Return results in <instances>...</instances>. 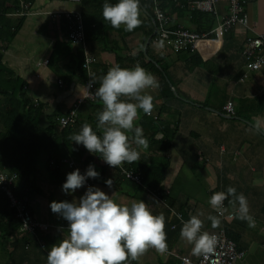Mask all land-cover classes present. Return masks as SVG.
<instances>
[{
    "label": "crops",
    "instance_id": "0c3cea01",
    "mask_svg": "<svg viewBox=\"0 0 264 264\" xmlns=\"http://www.w3.org/2000/svg\"><path fill=\"white\" fill-rule=\"evenodd\" d=\"M217 7L219 14L227 12L225 2H219ZM243 8L248 15L252 31H247L240 26L231 28L226 34L225 46L211 61V65H216L214 69L213 66L209 69L208 66L203 65L209 61L191 68L186 56L172 63H166L167 48L164 45L161 47L160 43L151 44L153 48L151 54L154 59L166 66L163 68L162 75L169 88L166 86L148 88L143 94L151 95L155 99L153 110L148 117L153 119L157 117L158 126L167 128L168 136L171 137L169 138L171 147L166 151H160L158 147L161 145L159 142L162 140V134L153 133L152 130L156 127L146 118L137 120L136 126L142 127L149 141V147L137 148L140 151L139 161L131 164L125 162L122 165L134 166L153 162L161 173L156 179L161 181L159 185L163 192L157 193L149 189L138 190L136 186L142 184H136L126 178H122L118 188H115L117 190L103 185L108 180L106 178L100 177L98 179L100 182L92 179L94 187L111 196L116 203L122 205L128 203L130 206L131 203L141 200L150 205L153 215L163 213L165 216L167 250L160 253L149 248L138 260L133 261L134 264H180L175 255H185L196 259L199 255L193 254V246L180 236L182 221L178 220L172 212L175 210L176 213H180L183 221H187L197 211H203L205 217L209 214L217 215L210 206L209 199L214 192L226 191L229 186L235 187L237 193H243L247 197L250 215L255 222L254 226L237 218L236 210L226 200L225 214H233V218L220 217L221 225L215 229L211 227V222L205 219L203 230L211 233L223 228L225 233L229 231L235 237L236 240H232L245 255L234 264H264V118L261 116L264 114V65L258 71H248L240 55L241 47L248 37L255 33H264V0H244ZM33 11L35 14L29 17L44 13L59 17V13L68 10ZM169 15L173 22L183 27L191 21L189 16L179 19L175 14ZM48 22L46 19L41 21L43 29L47 27ZM54 23L61 33L59 28L61 21L56 18ZM41 33L44 35L43 31ZM142 38L143 31L132 32L126 36L119 44L122 54L125 57L132 56L142 50ZM148 41L149 39L145 47ZM91 52L97 60L93 65L101 68L104 66L110 68L115 65L114 53L102 52L98 45L92 46ZM41 55L42 58L36 61L37 66L45 58L44 54ZM156 61L153 60V63L155 64ZM66 62V59L63 60L61 67ZM147 71L155 74L157 81L161 84V78L157 73ZM58 80L63 81L62 78ZM213 82L220 84L221 87L220 89L217 87L218 91L214 89V92H218L216 96L209 97ZM58 86L64 91L51 108L59 107L60 111L65 113L76 99L71 97L69 92L78 91L77 96H79L83 85L78 78H74ZM95 99L97 103L102 104L98 98ZM211 99L214 100L213 105L210 103ZM228 99L236 103V110L232 116L226 115L222 110ZM141 116L140 114L139 118ZM99 133L102 134L101 129ZM127 134L131 141L134 133ZM133 147L137 146L133 144ZM97 164L100 165L101 162ZM63 171L68 173L65 168ZM54 192L62 197H52ZM42 193L44 191L41 189V193L37 196H41ZM44 194L49 198L50 203L65 200L72 202L78 201L84 192L78 189L74 193L65 194L62 192V186L57 185L51 187V195ZM46 201H48L47 198L39 197V200L33 202L34 217L41 222L51 220L56 225L62 222L68 225V222L57 214L47 216ZM35 212L44 215V218L40 219ZM64 231L52 229L45 232L38 231L36 235L30 234L32 237L28 238L27 243L17 249L15 255L11 257L0 247V264H47V254L51 246L67 238L68 232ZM40 241H43L44 245Z\"/></svg>",
    "mask_w": 264,
    "mask_h": 264
},
{
    "label": "trees",
    "instance_id": "16d2710c",
    "mask_svg": "<svg viewBox=\"0 0 264 264\" xmlns=\"http://www.w3.org/2000/svg\"><path fill=\"white\" fill-rule=\"evenodd\" d=\"M37 1L0 0V172L8 171L16 174L14 194L18 198L27 197L28 204L34 195L41 193V188L36 183V174H41L45 179L59 186L66 182V175L71 172L65 167L63 162L65 159L76 161L84 171L88 165H94L95 170L100 173V177L111 179L113 181L111 188L117 190L115 188H118L119 182L122 181V178L125 179L120 170L109 165H98L97 162L100 163L103 160L101 154L89 153L83 145H77L70 140V136L78 133L84 122L91 124L93 130L102 136L97 128V123L98 112L102 110L103 105L97 103L95 98L93 100L86 99L78 110L76 122L61 128L58 118L67 112L63 113L59 107L52 109L49 102L27 97L26 79L19 75L4 59V53L12 45V41L17 38L26 18L35 14L32 6ZM193 1L195 0H140L142 23L131 32L126 31L123 25L119 29H114L110 22L104 20L102 16L104 0L69 1L76 3L77 9L61 12L58 14L59 17L45 13L34 15L43 16L42 20L49 21L48 28L43 29V23L40 22L39 28L35 30L40 33V39L47 41L44 50L47 53L44 54L45 58L42 63H38V66L43 64L55 72L58 78L63 79V81L60 80L62 83L66 80L68 83L70 80L78 78L84 86L91 77L92 92L94 93L100 86L101 77L107 73L109 67L101 68L98 65H93L91 76L89 75L88 78L86 71L82 68V63L87 56L95 58L91 54V49L92 46L98 45L102 52L114 53L115 64L130 69L139 62L141 67L152 73H157L161 78L159 87H168L162 75L164 69L151 54L153 50L151 44H153L155 32L152 12L154 8L158 7L167 14H175L179 19L189 16L191 21L184 25V28L192 30V32L201 34L212 30L215 26L214 17L192 10L189 3ZM109 2L115 4L118 0H109ZM66 13L70 14L69 17L66 16ZM71 13H77L79 17L81 15L82 19L83 40L76 43H73L70 37L71 27H76L77 24L75 15ZM56 18L61 21L59 25L61 33L55 27ZM174 25L180 24L174 22ZM42 31L46 37H43ZM140 31H143L142 50L132 56L125 57L119 44L130 33ZM148 39V44L145 47ZM143 47H145L144 50ZM175 55L186 56L191 68L204 63L198 54L181 52ZM65 59L67 62L61 67V63ZM153 60L156 61L155 64ZM141 115L138 120L146 118L156 127L152 132L162 134V140L159 142L161 145L158 149L160 151L168 150L171 147L169 143L171 137L168 136L167 128L158 126L159 119L157 117L153 119L144 113ZM151 141L154 143L152 139ZM42 157L45 160L42 169L39 170L38 161ZM124 167L140 175L142 185L136 186L138 190L149 189L157 193L163 192L159 185L161 181L156 179L161 173L153 162L134 166L124 164ZM64 168L68 170V173L63 171ZM98 179L95 180L100 182ZM103 185L106 186L105 182ZM29 210L32 213L30 204ZM226 235L234 241L236 240L229 231L226 232ZM30 237H32L30 234L20 231V223L14 217L13 211L8 208L5 195L0 190V247L11 257L15 255L17 249L27 243ZM128 263L134 264L130 259L126 262V264Z\"/></svg>",
    "mask_w": 264,
    "mask_h": 264
},
{
    "label": "clouds",
    "instance_id": "9594fccd",
    "mask_svg": "<svg viewBox=\"0 0 264 264\" xmlns=\"http://www.w3.org/2000/svg\"><path fill=\"white\" fill-rule=\"evenodd\" d=\"M140 15V0H118L115 4L104 0L102 5V16L114 29L123 25L126 31H133L142 23ZM160 46H163L162 42ZM92 84L91 81L85 89L89 97L98 98L103 105L97 123L102 136L93 130L91 124L84 122L70 140L83 145L89 153L101 154L104 162L112 168L139 161L137 148L147 149L149 141L142 127L136 126V121L140 111L148 115L153 110V97L143 93L145 89L159 87L157 78L138 63L131 69L115 64L101 77L100 86L94 93L88 91ZM127 133H134L131 141ZM99 177L94 165H88L84 174L75 169L66 175L62 192L74 193L89 178ZM112 183L111 179L105 181L109 188ZM226 200L236 210L237 218L254 226L247 197L237 193L232 186L226 191L214 192L210 197L209 204L217 215L205 217L203 211H197L183 221L173 210V215L182 221L180 236L193 246L194 255L215 252L218 236L203 230L205 219L211 222L213 229L220 227V217L227 211ZM49 207L52 213L68 222V236L51 246L47 264H126L129 259L138 260L149 248L160 253L167 250L164 214L153 215L150 205L141 200L130 206L118 204L99 188L89 186L78 201H53Z\"/></svg>",
    "mask_w": 264,
    "mask_h": 264
},
{
    "label": "built area",
    "instance_id": "2783aa9c",
    "mask_svg": "<svg viewBox=\"0 0 264 264\" xmlns=\"http://www.w3.org/2000/svg\"><path fill=\"white\" fill-rule=\"evenodd\" d=\"M219 2H225L227 7V12L225 14H219L217 9ZM189 6L194 11L207 13L213 16L216 21L214 28L201 34L189 31L181 25H174L171 16L156 7L152 12V21L155 27L153 44H161L162 42L173 54L190 52L198 54L203 61H209L223 49L226 44V34L231 28L240 26L247 31H252V28L249 26L248 15L243 8L244 0H195L190 2ZM71 14L75 15V22L77 24L76 27H71L70 37L73 43H76L83 40V26L79 15L77 13ZM69 15V13H66L67 17H69ZM240 55L248 71L254 72L260 70L264 65V33H255V35L248 37L241 47ZM96 62V58L92 56H87L84 59L82 68L86 71L88 78L91 71L90 68ZM90 82L91 81L88 80L83 86L84 96L82 98H76L74 101L75 103L72 104L67 113L58 118L61 128L73 125L76 122L78 110L81 105H83L86 99H92V97L87 95L85 89ZM58 85L61 86L62 81L58 80ZM92 89L93 84L88 91L92 92ZM222 110L226 115L232 116L236 110V103L228 99L223 105ZM63 162L70 172L79 169L80 173L84 174L85 171L76 161L65 159ZM101 164L107 166L104 160L101 161ZM117 169L120 170L127 180L136 184H141L140 176L137 173L126 169L123 165L117 167ZM0 179H4L0 182V190L5 195L8 208L13 211L14 217L20 223V231L36 235L38 231L45 232L52 229L68 230V225H56L51 220L48 222H41L32 215L29 210L28 198H18L14 194L17 180L16 174H12L8 171H1ZM89 186L94 187L91 178L86 180L85 185L80 189L85 193ZM178 214L180 215V213ZM221 218L231 219L233 218V214L226 215L224 213ZM178 220L181 221V219ZM211 233H215L218 236L215 252L208 255H199L196 259H191L189 256L185 255H175L180 264H234L237 260L244 257V251L240 250L236 243L226 235L223 228ZM40 242L44 245L43 241Z\"/></svg>",
    "mask_w": 264,
    "mask_h": 264
},
{
    "label": "rangeland",
    "instance_id": "374dc122",
    "mask_svg": "<svg viewBox=\"0 0 264 264\" xmlns=\"http://www.w3.org/2000/svg\"><path fill=\"white\" fill-rule=\"evenodd\" d=\"M32 8L36 12L37 11H43V12L55 11L56 9H59L61 11H67V10H76L77 4L73 2H69V1L38 0L36 3L33 4ZM42 19H44V17L43 16L41 17L40 15L31 16V17L26 18L25 24L22 26V29L20 30V33L18 34L17 38L12 41V45L4 53V59L11 67H13L17 71L19 75H21L22 77L26 79L27 97L33 98L34 100L49 102L50 106H53L60 99L59 96L60 94L63 93L64 89L60 88L57 85L58 75L55 72H53L52 70H49L45 66L36 65L37 59L42 58L41 57L42 55L40 54L47 53L46 51H44L47 46V41L40 39L39 38L40 35H37L39 33L35 31L38 28V24L42 21ZM183 57L184 55L177 56L173 54L169 49L165 51L166 63H172L173 61H176L177 59H183ZM211 61L212 60H209L208 63L203 64V65L206 67L208 66L209 69L212 66H213V69L216 68V65H211L212 64ZM159 64L162 68L166 67L161 62H159ZM152 75L154 76L155 74H152ZM155 77L157 76L155 75ZM214 83L215 82H213V85L210 88L209 97L216 96L218 92L217 93L214 92V89L218 91L217 87L219 89L221 87L220 84L215 83L216 84L215 86ZM221 89L225 90V88H221ZM69 93H70V96L74 98H82L84 96L83 88L79 96H77L78 91H70ZM157 99H159V97H157ZM153 101H155V99H153ZM156 102L158 103L157 100ZM212 102H214V100L211 99L210 103ZM140 114H143V112L140 111L139 115ZM261 116L262 118H264V114ZM170 117H173V115H170ZM44 160H45L44 157H42V159L38 161L40 164V167H38V169L40 168L39 170L42 169ZM36 181H37L36 182L37 184H40V186L42 187L41 189L47 195H51L52 186H57L51 181L49 182V180L45 179L41 174H36ZM44 193H42L41 196L34 195L32 197L30 208L31 210H34L33 202L36 200H39V197L41 199L47 198L48 201H46L45 204L47 205V216H50L53 214L50 211V207H49L50 201H49V198ZM51 196L54 198L56 196H60V198L62 197V195L57 194L56 192L52 193ZM125 204L128 205V203H125ZM41 214H42V211H41ZM41 214L35 212V215L39 216L40 219L41 217L44 218V215H41Z\"/></svg>",
    "mask_w": 264,
    "mask_h": 264
}]
</instances>
